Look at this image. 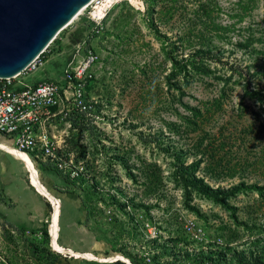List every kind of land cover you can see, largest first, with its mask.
Listing matches in <instances>:
<instances>
[{"label": "rangeland", "instance_id": "obj_1", "mask_svg": "<svg viewBox=\"0 0 264 264\" xmlns=\"http://www.w3.org/2000/svg\"><path fill=\"white\" fill-rule=\"evenodd\" d=\"M237 3L146 0L144 11L122 3L108 12L99 31L84 12L59 33L29 82L62 81L69 64L86 62L85 53L93 50L96 60L83 79L89 112L73 116L79 127H69L72 118L65 112L54 123L71 168L64 173L36 165L39 181L55 195L45 197L50 213L36 228H11L0 217V264H190L198 252L208 258L205 264H240L243 256L264 260V112L245 97L240 74L228 69L247 65L237 47L245 39L239 29L250 23L264 28V0H253L254 9L244 15ZM202 5L214 10L212 19L202 14ZM214 23L234 30L217 31ZM179 36L186 41L178 55L200 46L213 49L222 60L211 61L212 69L217 77L231 76L230 83L213 75L172 86L166 52ZM194 108L201 118H194ZM7 158L17 179L6 187L14 208L7 212L0 204V214L31 225L45 200L30 185L23 163ZM188 168L213 189L258 190L228 196L229 209L197 190L188 194L179 183ZM71 170L79 173L76 179ZM94 184L102 193L91 204L85 188ZM56 222L66 252L53 244L49 226Z\"/></svg>", "mask_w": 264, "mask_h": 264}, {"label": "built area", "instance_id": "obj_2", "mask_svg": "<svg viewBox=\"0 0 264 264\" xmlns=\"http://www.w3.org/2000/svg\"><path fill=\"white\" fill-rule=\"evenodd\" d=\"M122 3L144 11L146 0H93L83 13H88L89 20L99 31L108 12ZM100 11H103L101 17L97 15ZM49 47L18 76L0 79V151L9 153V150L1 148L5 144L28 155L37 166H53L68 173L72 161L64 151L62 137L54 134V123L64 112L69 119L75 112L88 114L83 79L96 56L93 50H88L84 58L86 62L77 67L73 66L74 62L69 64L62 81L30 83L29 79L45 65L44 54ZM54 109L61 112L55 113ZM72 124L70 119V128ZM69 175L76 179L79 173L72 171ZM25 234L33 236L29 230ZM35 235L41 237L40 234Z\"/></svg>", "mask_w": 264, "mask_h": 264}, {"label": "trees", "instance_id": "obj_3", "mask_svg": "<svg viewBox=\"0 0 264 264\" xmlns=\"http://www.w3.org/2000/svg\"><path fill=\"white\" fill-rule=\"evenodd\" d=\"M253 0H238L237 8L241 11V14H248L252 12L254 9V6L252 5ZM154 13V10H152ZM200 11L202 14L207 16L209 19H212L211 15L214 13V10H210L206 8L205 6H200ZM212 13V14H211ZM242 15H237V17H241ZM211 28L209 25L207 26ZM213 27L215 30H224V32L233 31L234 25H230L225 27H218L215 23L213 24ZM212 27V29H213ZM215 32V31H214ZM239 32L244 33L245 39H243L241 42H238L237 47H240L245 51V54L247 55L249 61L247 62V65L244 69H238L234 66L229 67L228 69L231 71V75L233 73H239L241 78L244 81L243 89L245 91V97H248L250 100L256 101L260 108L262 109V112H264V87L261 84V81L264 80V28H260V24L256 23H250L246 28L239 29ZM258 36V38L256 37ZM221 39H224V36H219ZM56 41V40H55ZM186 37L185 36H179L178 37V45L175 44V49L169 48L166 52V55L168 59L171 61L172 70L168 77V81H176L173 83L172 86L178 87V82H181L183 86H189L191 81L197 77V76H213L215 75V79L218 81H222L225 85H228L232 79L231 76H224V77H217L216 72L213 71L212 66L210 65L211 61H219L221 63V56L218 58L214 55H212L213 49L203 46H200L198 49H195L194 51H191L187 54L185 52H180V55L177 54L179 52L180 48L184 49L185 46ZM177 50V51H175ZM252 71V72H251ZM171 86V85H170ZM182 95H184L182 93ZM225 95V92L223 91L222 96ZM191 112H193L194 118H201L202 112L199 109H191ZM78 112L73 113L72 115V123L74 127H79V122L73 119V116L76 115ZM79 116L85 117L86 114L78 113ZM197 123H195L196 126ZM82 126V125H81ZM85 127V126H84ZM191 168V167H189ZM187 169L189 171V174H183L179 176V183L184 186V189L188 194H191L193 190H197L198 193H201L203 196L208 197L209 199H213L218 204H223L227 208H231L229 205V202L227 201L228 196L229 197H235L238 193L245 191V189H251V190H258L257 187L252 186H245V185H238L233 188H231L230 191H223L220 189H213L208 184L204 182V180H201L198 178L193 171H190V169ZM59 172V171H57ZM69 184L70 178H67ZM190 189V190H189ZM87 191V198L88 201L90 200V203H93V199L95 197V194H100L101 190L99 189V186L97 185H88V187L85 188ZM100 192V193H99ZM225 196L223 198L222 196ZM263 195V194H261ZM92 212V208L89 207L88 209V220H90V214ZM9 227L14 228L13 225L9 224ZM45 239L48 240L49 234L48 231L44 230ZM189 253V252H188ZM186 254L187 256H190L189 254ZM194 260L190 262V264H205V261L208 259L202 252H198L197 254L194 253ZM58 256H55V260H57ZM210 264L209 262H207ZM53 264V263H50ZM168 264H174V263H168ZM240 264H264V260L257 259V260H246V257L243 256L242 261H240Z\"/></svg>", "mask_w": 264, "mask_h": 264}, {"label": "water", "instance_id": "obj_4", "mask_svg": "<svg viewBox=\"0 0 264 264\" xmlns=\"http://www.w3.org/2000/svg\"><path fill=\"white\" fill-rule=\"evenodd\" d=\"M93 0H0V79L21 74Z\"/></svg>", "mask_w": 264, "mask_h": 264}, {"label": "crops", "instance_id": "obj_5", "mask_svg": "<svg viewBox=\"0 0 264 264\" xmlns=\"http://www.w3.org/2000/svg\"><path fill=\"white\" fill-rule=\"evenodd\" d=\"M38 79H39V77H34V79H33L34 82L33 83H37ZM7 155H10V154L0 151V189L4 193V197L6 198L4 200H0V204H1V206H3V209L8 212V211H10L11 208H14V202L10 198L9 193H7L6 187H8L9 185H12L13 182L15 180H17V179L14 176V173H13V170H12V167H11V163L9 162L10 159L7 158ZM10 156L15 161L23 163L20 160H18L17 158L13 157L12 155H10ZM38 195L42 199L45 200L46 208H42V207L39 206L40 211H39L37 217L30 218V220H29V222H31V225H24L23 223H21L19 221L18 222L9 221L5 217H3L1 214H0V217L2 218L3 221H5L6 225L11 224L14 227H25V228L40 227L46 221V218L48 217V214L50 212L48 210V204H47L48 200L45 198L46 196H42L39 193H38ZM53 198H55V195H54ZM69 198L72 199L74 202H77L76 199L74 198V196L69 195ZM60 200H61V198H60ZM61 203H62V200H61Z\"/></svg>", "mask_w": 264, "mask_h": 264}, {"label": "bare ground", "instance_id": "obj_6", "mask_svg": "<svg viewBox=\"0 0 264 264\" xmlns=\"http://www.w3.org/2000/svg\"><path fill=\"white\" fill-rule=\"evenodd\" d=\"M87 7V6H86ZM84 7L80 13L78 14V16H80L83 11L85 10ZM98 16H102L103 15V11H100L99 13H97ZM77 16V17H78ZM76 17V18H77ZM76 18L74 20H76ZM73 20V21H74ZM73 21L70 23L72 24ZM69 24V25H70ZM2 149L4 150H9V154L12 155L13 157L17 158L18 160H20L21 162H23L24 164V167L26 169V171L30 174V185L32 187H34V189L42 196H46L50 199H54V195L48 191L42 184L41 182L39 181L40 178H39V171L36 167V165L33 163V161L31 160V158L26 155V154H23L19 151H17L16 149L12 148V147H9L5 144H2L1 146ZM61 207V206H60ZM57 222H60L59 219L57 218ZM57 222L56 223H52L50 226H49V230H50V233H51V236H52V241H53V244L54 246L60 251V252H66V250L60 246L59 244V238H60V228H58L57 226ZM92 259V258H91ZM93 260V259H92Z\"/></svg>", "mask_w": 264, "mask_h": 264}]
</instances>
